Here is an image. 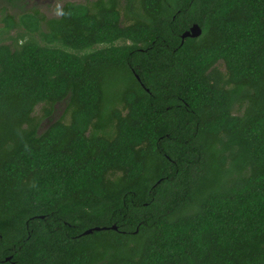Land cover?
Here are the masks:
<instances>
[{
	"label": "trees",
	"instance_id": "16d2710c",
	"mask_svg": "<svg viewBox=\"0 0 264 264\" xmlns=\"http://www.w3.org/2000/svg\"><path fill=\"white\" fill-rule=\"evenodd\" d=\"M4 21L0 264H264V0Z\"/></svg>",
	"mask_w": 264,
	"mask_h": 264
},
{
	"label": "rangeland",
	"instance_id": "374dc122",
	"mask_svg": "<svg viewBox=\"0 0 264 264\" xmlns=\"http://www.w3.org/2000/svg\"><path fill=\"white\" fill-rule=\"evenodd\" d=\"M68 0H0V42H9L10 36H16L18 31L21 29H11L8 30L5 27L4 18L7 14L14 15L16 18L20 14L25 12H33L35 9L39 10L40 13L44 14L46 17H56L61 13V9L64 3ZM78 2H85L87 0H73ZM43 104H39L36 107L35 114L41 116L42 121L40 123L39 131H42L49 123V118L44 117L43 114ZM65 110V102H59L54 106L51 118H60Z\"/></svg>",
	"mask_w": 264,
	"mask_h": 264
},
{
	"label": "water",
	"instance_id": "95a60500",
	"mask_svg": "<svg viewBox=\"0 0 264 264\" xmlns=\"http://www.w3.org/2000/svg\"><path fill=\"white\" fill-rule=\"evenodd\" d=\"M202 33V27L198 24V23H194L192 24L187 30H185L182 34H181V37H182V41H184V39L186 37H197L199 36L200 34ZM112 228L114 229H117V226L116 225H113L111 226ZM102 229L101 227H94V228H89V229H86L83 233L84 234H88L94 230H100ZM7 259H10V257H7Z\"/></svg>",
	"mask_w": 264,
	"mask_h": 264
}]
</instances>
